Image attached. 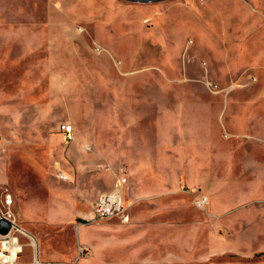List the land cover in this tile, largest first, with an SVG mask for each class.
Here are the masks:
<instances>
[{"label":"rangeland","instance_id":"374dc122","mask_svg":"<svg viewBox=\"0 0 264 264\" xmlns=\"http://www.w3.org/2000/svg\"><path fill=\"white\" fill-rule=\"evenodd\" d=\"M70 121L127 180L102 264H264V0H0L1 198Z\"/></svg>","mask_w":264,"mask_h":264},{"label":"crops","instance_id":"0c3cea01","mask_svg":"<svg viewBox=\"0 0 264 264\" xmlns=\"http://www.w3.org/2000/svg\"><path fill=\"white\" fill-rule=\"evenodd\" d=\"M110 75L133 77V73L126 72ZM68 124L74 125L71 121ZM76 134L77 130L72 141L62 135L58 147L55 138H46L39 132L33 134L34 142L46 140L49 149L46 156H41L39 150L29 156L40 188L18 189L10 194L16 220L30 237L22 238L25 247L17 264H34L35 260L51 264H102L98 260L97 239L105 235L104 230L93 227L96 220L91 205L99 193L112 188L118 171L100 152L97 155L92 148L89 156L87 150L78 148ZM8 170V165L0 166V185L8 182ZM109 174L113 181L108 184ZM53 181L62 183L57 187L61 192L52 186ZM96 183L99 190L92 192ZM3 203L0 197V207Z\"/></svg>","mask_w":264,"mask_h":264},{"label":"built area","instance_id":"2783aa9c","mask_svg":"<svg viewBox=\"0 0 264 264\" xmlns=\"http://www.w3.org/2000/svg\"><path fill=\"white\" fill-rule=\"evenodd\" d=\"M211 92L216 91V86L211 84ZM61 133L67 140L73 138V127L69 124H63L60 127ZM60 179L64 176L58 174ZM127 184L125 178H119L110 192L100 194L91 206L95 220H126L128 219V208L124 204V187ZM207 202L203 198L202 205ZM13 200L10 194L4 196L3 207H0V219H6L11 223V230L7 235L0 234V264H17L19 257L23 253L25 244L22 238L30 239L28 233L18 224L14 215ZM34 264H51L48 262H39L35 260Z\"/></svg>","mask_w":264,"mask_h":264},{"label":"water","instance_id":"95a60500","mask_svg":"<svg viewBox=\"0 0 264 264\" xmlns=\"http://www.w3.org/2000/svg\"><path fill=\"white\" fill-rule=\"evenodd\" d=\"M133 2L151 3L160 0H130ZM11 230V223L6 219H0V234L7 235Z\"/></svg>","mask_w":264,"mask_h":264}]
</instances>
